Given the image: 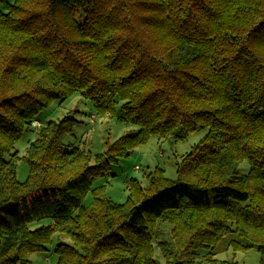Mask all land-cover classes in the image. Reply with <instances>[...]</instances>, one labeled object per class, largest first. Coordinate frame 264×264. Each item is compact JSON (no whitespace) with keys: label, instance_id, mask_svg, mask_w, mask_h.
I'll list each match as a JSON object with an SVG mask.
<instances>
[{"label":"trees","instance_id":"obj_1","mask_svg":"<svg viewBox=\"0 0 264 264\" xmlns=\"http://www.w3.org/2000/svg\"><path fill=\"white\" fill-rule=\"evenodd\" d=\"M75 93L97 116L120 103L136 129L94 154L65 143L74 111L40 123L18 181L26 126ZM201 128L175 180L160 167L146 186L130 178L123 203L92 187L152 135ZM54 234L71 241L55 264H196L198 250L233 264L214 258L228 248L264 264V0H0V264L26 263Z\"/></svg>","mask_w":264,"mask_h":264},{"label":"rangeland","instance_id":"obj_2","mask_svg":"<svg viewBox=\"0 0 264 264\" xmlns=\"http://www.w3.org/2000/svg\"><path fill=\"white\" fill-rule=\"evenodd\" d=\"M71 111H74L72 114L78 123L74 127L73 135L65 138V143L87 147L94 154L106 150L108 141L113 142L127 131L136 129L122 120L123 113L120 103L117 105L115 116H97L92 104L78 93H75L62 103L58 101L52 102L38 113L36 120L44 124L49 120L62 119ZM91 114L96 115L94 124L90 123ZM37 132L38 127L33 125L26 126V129L11 151V153L16 152L19 157L16 160V177L20 182L26 180L29 171L28 164L22 159V156L25 154L29 143L37 137ZM206 132L207 128H201L180 141H174L168 136L152 135L146 143L136 147L128 157L122 158L117 163L112 164L108 175L104 178L96 179L92 187L105 186L106 194L110 199L117 203H123L127 199L128 194L126 181L130 178H136L142 186H146L147 175L156 167H160L164 170V175L167 178L175 180L177 176L176 163L180 161L182 155L190 151L192 146ZM8 156L6 155V157ZM248 167L247 162H244L239 170L245 173ZM90 202L91 193L89 192L82 203L84 206H88ZM173 215V213L166 215L162 218V222L165 225H169L173 220ZM51 222V218L44 217L31 222L29 227L36 229L49 225ZM58 241L63 243L71 242L67 236L54 234L51 242L46 245L45 250L31 254L28 261L23 264H55L57 256L54 250ZM198 253L200 257L196 260V264H208V260L201 256L205 252L198 250ZM214 258L231 261L233 264H261V254L253 248L246 251H233L228 248L218 251ZM156 259L160 264H164L158 253H156Z\"/></svg>","mask_w":264,"mask_h":264},{"label":"built area","instance_id":"obj_3","mask_svg":"<svg viewBox=\"0 0 264 264\" xmlns=\"http://www.w3.org/2000/svg\"><path fill=\"white\" fill-rule=\"evenodd\" d=\"M95 118H96V115L95 114H91V119H90V123L91 124H94V119ZM32 125L38 127L40 125V123H38L36 121H33Z\"/></svg>","mask_w":264,"mask_h":264},{"label":"crops","instance_id":"obj_4","mask_svg":"<svg viewBox=\"0 0 264 264\" xmlns=\"http://www.w3.org/2000/svg\"><path fill=\"white\" fill-rule=\"evenodd\" d=\"M36 122L40 123L39 121H36Z\"/></svg>","mask_w":264,"mask_h":264}]
</instances>
